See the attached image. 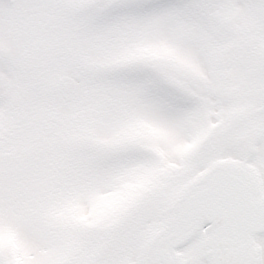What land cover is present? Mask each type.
Returning a JSON list of instances; mask_svg holds the SVG:
<instances>
[{
    "label": "snow or ice",
    "instance_id": "obj_1",
    "mask_svg": "<svg viewBox=\"0 0 264 264\" xmlns=\"http://www.w3.org/2000/svg\"><path fill=\"white\" fill-rule=\"evenodd\" d=\"M0 264H264V0H0Z\"/></svg>",
    "mask_w": 264,
    "mask_h": 264
}]
</instances>
